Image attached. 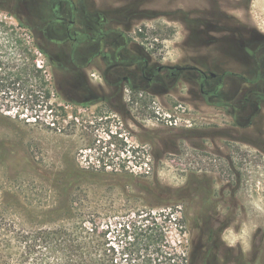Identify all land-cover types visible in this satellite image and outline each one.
<instances>
[{"label": "rangeland", "instance_id": "obj_1", "mask_svg": "<svg viewBox=\"0 0 264 264\" xmlns=\"http://www.w3.org/2000/svg\"><path fill=\"white\" fill-rule=\"evenodd\" d=\"M95 1L109 28L143 42L160 65L222 77L211 101L239 103L244 124L257 115L255 122L237 132L230 110L199 109V84H181L141 139L100 102H73L78 90H66L67 71L46 58L59 64L69 47L39 40L52 17L45 0H0V19L21 22L23 36L42 50L34 52L46 77L32 79L31 96L0 90V218L44 220L52 228L95 220L100 232L116 236L120 224L139 226L150 214L165 223L169 248L160 264H264V0ZM8 46L0 50L4 65H19L20 52ZM42 210L51 213L42 219ZM120 239L121 251L130 244ZM10 256L0 243V264H12ZM126 258L118 252L119 264H141V255Z\"/></svg>", "mask_w": 264, "mask_h": 264}, {"label": "flooded vegetation", "instance_id": "obj_2", "mask_svg": "<svg viewBox=\"0 0 264 264\" xmlns=\"http://www.w3.org/2000/svg\"><path fill=\"white\" fill-rule=\"evenodd\" d=\"M45 2L43 9L52 17L45 21L46 32L39 40H44L48 46L69 47L64 50L63 54L67 55L59 64H55L52 56L46 55V58L52 66L67 71L66 90H78L77 97L73 100L78 106L87 107L93 102H100L101 110H110L129 127H136V136L142 139L148 120L160 122V106H169L168 96L177 93L181 84H199L203 99L199 109L206 107L227 113L230 110L229 115L237 132L255 122L257 115L248 118L249 126L244 124V118L240 114L242 105L239 103L211 101V98L219 97L223 87L222 77L213 73L207 75L196 66L160 65V56L142 47L145 46L143 42L137 44L135 41L138 40L131 39L129 33L119 26L109 28L108 16L101 8L92 6L96 4L95 0ZM84 47L90 48L86 49L88 52L96 47L105 48L98 49L88 57L85 56ZM191 73L198 77L186 75ZM238 78L243 77L238 74ZM214 81L215 87L206 91V85ZM203 135L205 134H201ZM240 141L243 144V139L240 138ZM193 146L201 150L199 153L207 152L204 143L195 142ZM200 164L202 167L206 166ZM206 201L204 199L203 206L208 204L209 201ZM226 228L228 226H223V229ZM214 236L212 234V239Z\"/></svg>", "mask_w": 264, "mask_h": 264}, {"label": "trees", "instance_id": "obj_3", "mask_svg": "<svg viewBox=\"0 0 264 264\" xmlns=\"http://www.w3.org/2000/svg\"><path fill=\"white\" fill-rule=\"evenodd\" d=\"M7 15L14 17L9 13ZM23 28L21 22L16 26L6 19H0V35H4L5 42L4 45L0 40V50L8 44V47L20 52L19 65H4L3 57L0 56V90H27V96H31L32 79L39 78L44 82L46 77L44 70L37 67L34 52L35 47L40 52L42 50L35 44H29L21 32ZM248 39H245V45H248ZM8 60L14 61L11 58ZM47 94L50 95V90H47ZM36 213H40L42 219H45L51 211ZM30 217L33 218L31 215ZM138 222L139 226L136 223L120 224L116 236H113L110 228L100 232L95 220L74 228L63 224L52 228L46 226L44 220L29 221L4 216L0 218V243L7 250L8 256L15 257L11 259L12 264H119L118 252L120 256H127L128 261L141 255V264H160L159 256L164 258L165 250L169 248L163 232L165 223L150 214ZM121 237L129 240L130 245L126 249L122 246L120 251L116 244L121 247Z\"/></svg>", "mask_w": 264, "mask_h": 264}]
</instances>
